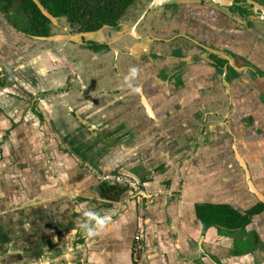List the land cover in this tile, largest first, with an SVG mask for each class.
I'll return each instance as SVG.
<instances>
[{"label":"flooded vegetation","instance_id":"flooded-vegetation-1","mask_svg":"<svg viewBox=\"0 0 264 264\" xmlns=\"http://www.w3.org/2000/svg\"><path fill=\"white\" fill-rule=\"evenodd\" d=\"M31 1L34 5L0 0V10L17 34L54 39L31 48L44 45L43 52L49 54L50 45L58 46L52 62L60 79L52 75L25 84L31 106L38 107L39 127L47 121L58 147L72 152L96 175L109 165L144 168L167 148H176L191 161L202 152L210 165L225 169L230 185L244 189L245 197L235 194L228 200H254L244 208L195 205L202 254L210 255L204 248L210 230L217 237L213 244L226 254L240 256L262 248L264 221L254 218L264 214V203L249 192L238 158L257 189L261 187L262 179L252 171L258 162L248 161L247 152L252 155L264 147L240 145L239 137L247 132L264 136V19L258 8L264 9V0H37L51 18ZM43 83L55 88L40 90ZM45 103L51 105L47 115L41 107ZM11 122L13 127L18 123ZM214 122L226 126L223 139L201 144V135L214 132ZM243 126L255 129L244 132ZM69 128L72 132L66 133ZM7 134L0 141V160L12 159L13 152L3 154ZM232 174L238 176L235 185ZM133 178L137 193L145 191V177ZM56 215L63 222L53 231L61 234L72 221L65 213ZM51 218L49 213L0 215V263L2 258L15 263L19 257L24 264H40ZM34 225L41 248L30 263L25 251L12 250L31 245ZM211 257L214 264H223Z\"/></svg>","mask_w":264,"mask_h":264},{"label":"crops","instance_id":"crops-1","mask_svg":"<svg viewBox=\"0 0 264 264\" xmlns=\"http://www.w3.org/2000/svg\"><path fill=\"white\" fill-rule=\"evenodd\" d=\"M26 51L18 57L19 64L24 58L35 57L37 52L35 47ZM41 68L45 77L46 64L41 63ZM56 77L60 79L59 72ZM52 88L55 87L44 83L40 86V90ZM9 91L8 84L0 85V141L8 133L2 144L3 154L13 152L12 159L0 160V215L49 213L52 216L51 227L45 230L49 243L42 250L40 264H214L211 256L220 258L223 264H264L263 247L240 256L226 254L218 244H213L217 239L213 230L204 240V248L211 256H204L198 243L201 223L195 213L196 204L230 202L244 208L254 202L252 199L228 200L235 194L242 193L245 197L244 189L239 191L238 184L235 185L236 174L231 175L235 187L225 179V169L210 165L202 152L193 161L184 160L181 153H176V148H167L144 168L107 166L115 172L127 171L133 177H145L146 197L137 198L127 187L99 180L96 171L88 170L72 152L60 149L47 121L42 120L43 126L39 127V118L33 112L31 102L12 97ZM32 91L34 93V89ZM67 105L72 110V105ZM41 107L45 115L50 114V104ZM12 118L18 121L14 127ZM69 121L65 118L64 122ZM225 129L221 122H214L210 127L214 132L201 135V144L212 145L220 141ZM65 132H72V129ZM247 134L239 137L240 145L253 142L254 137ZM247 154L248 161L258 162L252 171L261 178L264 175V149L260 157L258 153L251 155L250 151ZM158 164L164 166L155 170ZM75 207H79V211ZM57 213H65L72 221V226L62 228L61 234L53 231L54 225L63 222ZM257 220L264 221V214L254 218ZM139 226L143 238L140 243H135L132 237ZM38 235L40 231L34 225L29 237L31 245L19 246L12 252L25 251L29 262H35L36 252L41 248L36 244ZM56 242L58 248L52 253ZM192 242L199 245L196 250ZM17 258L15 263L2 258L1 263L22 264Z\"/></svg>","mask_w":264,"mask_h":264},{"label":"rangeland","instance_id":"rangeland-1","mask_svg":"<svg viewBox=\"0 0 264 264\" xmlns=\"http://www.w3.org/2000/svg\"><path fill=\"white\" fill-rule=\"evenodd\" d=\"M57 45H50L48 48L51 53L45 54L43 51H46L45 46L41 45L35 48L37 51L34 55L35 57H30L28 59L24 58V61L20 64L18 63V59L15 61V64L11 67L5 69L4 71H0V84L4 82V84H8L11 88V92L8 93L11 94L12 97H18L20 100L28 99V97H31L30 93L26 91V83L37 82V81H43L44 74L42 73L41 63H45L48 70L45 77L51 78L52 75L56 76L55 71L56 65L52 62V60H55L56 57L54 54H56ZM30 56V55H28ZM38 56V57H37ZM1 70V69H0ZM57 73V72H56ZM8 75L9 77H5V75ZM51 76V77H50ZM53 76V77H54ZM46 80V79H45ZM21 85V88L19 86ZM39 90V89H38ZM18 93V94H17ZM57 102V101H55ZM55 106V110H56ZM38 107L36 104L32 105V110L34 113L38 114ZM103 173V170L98 171V174Z\"/></svg>","mask_w":264,"mask_h":264},{"label":"water","instance_id":"water-1","mask_svg":"<svg viewBox=\"0 0 264 264\" xmlns=\"http://www.w3.org/2000/svg\"><path fill=\"white\" fill-rule=\"evenodd\" d=\"M38 6L40 7V9L42 10V12L51 18V16L42 8V6H40V4L38 3L37 0H34ZM180 2H189V0H179ZM198 1V0H196ZM228 1V0H227ZM259 8V13H260V18L264 19V9L261 8L260 6H258ZM0 23L3 24L5 27V30H7L6 32H4V30L2 28H0V66L4 67V68H9L11 67L12 65L15 64V61L18 59V57H20L22 54H24L25 52H27L26 50H30L31 49V46L33 44L35 45H38V43H42V42H52L54 39L52 38H45V37H25L24 39L27 41H30L31 42V45L25 49L23 52H19V53H16L15 54V47L12 46V43L13 41L9 40L11 38H9L8 34L10 33H13V29L8 26L4 20V16L2 14V12L0 11ZM7 25V26H6ZM9 30V31H8ZM15 32V31H14ZM27 38V39H26ZM242 129H245V130H253L255 129L254 127H247V126H243ZM247 145H258V146H261V147H264V136H259L258 138H254L253 139V142H248L247 141ZM262 151V150H261ZM258 152V155L259 157L263 154L260 155V152ZM238 160L240 161L242 167L244 168L245 170V173H246V178H245V183L247 185V188L249 190L250 193L254 194V196L261 202L264 203V190L263 192L261 190H259V188H263L264 189V185H262L261 187L258 186V189L257 187L255 186V184L252 182L251 180V177H250V174L248 172V170L246 169L244 163H243V160L238 158ZM264 161V160H263ZM103 171L105 172H115V169H104ZM125 175H128V176H131L133 177L132 174H130L129 172L127 171H124V172H121ZM260 178V177H259ZM261 178L264 180V175L261 176ZM105 182V181H103ZM106 183H111V182H106ZM112 184H117V183H112ZM124 187V186H123ZM134 196L136 195H143V197H146V193L144 191H141L140 193H137V192H133ZM148 196V195H147ZM227 203H230V202H227ZM77 211H79V207H75ZM133 239L135 238V232L133 234ZM195 246L194 250L197 249V247H199V245L195 244V242H192ZM263 250H264V246H263Z\"/></svg>","mask_w":264,"mask_h":264},{"label":"built area","instance_id":"built-area-1","mask_svg":"<svg viewBox=\"0 0 264 264\" xmlns=\"http://www.w3.org/2000/svg\"><path fill=\"white\" fill-rule=\"evenodd\" d=\"M97 177L101 181L117 183L119 185H122L124 187L131 189L133 192H137L138 183L135 181V179L121 172L103 171V173L97 174ZM142 238H143V235L141 231V226H139L137 228V231L135 232V238H134L135 243H140Z\"/></svg>","mask_w":264,"mask_h":264},{"label":"trees","instance_id":"trees-1","mask_svg":"<svg viewBox=\"0 0 264 264\" xmlns=\"http://www.w3.org/2000/svg\"><path fill=\"white\" fill-rule=\"evenodd\" d=\"M25 1L28 2V3H30L31 5H34L31 0H25ZM4 27L5 26L0 23V28H2L4 30V32H6L7 30H5ZM8 36H9V38H11L9 40L13 41L12 46L15 47V50H16L15 51V54L16 53H19V52H23L25 49H27L31 45V42L30 41H28V40L26 41L24 39L26 37L25 35L22 36V35L17 34L16 32L13 31V33L8 34Z\"/></svg>","mask_w":264,"mask_h":264}]
</instances>
